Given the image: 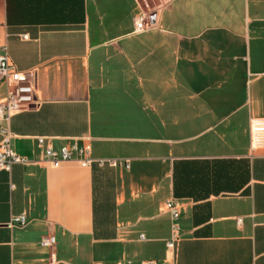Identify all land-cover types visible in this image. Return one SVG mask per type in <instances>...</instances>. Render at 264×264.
Listing matches in <instances>:
<instances>
[{
	"label": "crops",
	"instance_id": "crops-1",
	"mask_svg": "<svg viewBox=\"0 0 264 264\" xmlns=\"http://www.w3.org/2000/svg\"><path fill=\"white\" fill-rule=\"evenodd\" d=\"M147 1L134 32L139 0H0V54L37 101L7 121L27 162L0 170V264H264V0ZM72 142L122 164L44 160Z\"/></svg>",
	"mask_w": 264,
	"mask_h": 264
},
{
	"label": "built area",
	"instance_id": "built-area-1",
	"mask_svg": "<svg viewBox=\"0 0 264 264\" xmlns=\"http://www.w3.org/2000/svg\"><path fill=\"white\" fill-rule=\"evenodd\" d=\"M142 9L134 20V32H141L152 28L158 15V10L149 7L147 0H139ZM154 14L151 20L150 15ZM26 39V35H22ZM0 54V83L5 85V95L0 101V121L3 123L0 127V170L9 171L14 164H24L27 159L16 154L10 148L12 133L10 132L7 121L14 113L28 110L36 106L35 98V75L31 71H19L10 62L6 53V48L2 47ZM43 137L37 138V145L42 146ZM249 148L251 151L264 149V117H252L249 121ZM89 149L85 145H78L72 142L70 145H63L59 149L46 146L43 152L44 160L49 161L53 166H57L62 161L78 160L81 165H90L96 163L99 166L109 165L116 166L122 164L116 159H91L88 157ZM127 167V164H124ZM166 209L170 215V232L165 241L166 258L172 260L175 249L180 240V229L178 224L179 207L174 199L166 201ZM18 225L24 224L23 215L13 219ZM142 238V236H141ZM41 246L52 247L55 243L54 236L51 234L44 235L39 241ZM54 261V259H51ZM141 264H158L156 261L148 260Z\"/></svg>",
	"mask_w": 264,
	"mask_h": 264
},
{
	"label": "water",
	"instance_id": "water-1",
	"mask_svg": "<svg viewBox=\"0 0 264 264\" xmlns=\"http://www.w3.org/2000/svg\"><path fill=\"white\" fill-rule=\"evenodd\" d=\"M154 16H155L154 14H151V15H150L151 20L154 19Z\"/></svg>",
	"mask_w": 264,
	"mask_h": 264
}]
</instances>
